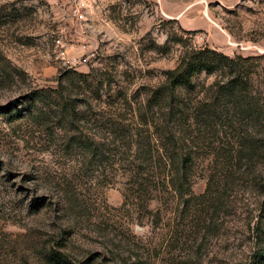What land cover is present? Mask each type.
Masks as SVG:
<instances>
[{
	"label": "rangeland",
	"instance_id": "obj_1",
	"mask_svg": "<svg viewBox=\"0 0 264 264\" xmlns=\"http://www.w3.org/2000/svg\"><path fill=\"white\" fill-rule=\"evenodd\" d=\"M202 3L203 15L178 23L142 0H0V264H264V131L238 163L190 164V191L207 197L186 208L161 186L147 213L108 161L111 140H130L106 133L108 107L127 110L112 123L136 121L177 65V39L261 57L252 87H264V0ZM57 38L70 58L94 55L69 67ZM132 135L143 145L146 134ZM82 137L97 143L92 164Z\"/></svg>",
	"mask_w": 264,
	"mask_h": 264
},
{
	"label": "trees",
	"instance_id": "obj_2",
	"mask_svg": "<svg viewBox=\"0 0 264 264\" xmlns=\"http://www.w3.org/2000/svg\"><path fill=\"white\" fill-rule=\"evenodd\" d=\"M174 44L182 47L178 63L162 72V83L147 95V105L135 115L136 121L112 123L113 116L127 111L121 106H109L108 119L103 121L104 130L113 137L118 130L130 134V140L118 134L110 141L117 150L108 151L107 155L112 153L108 161L116 172L129 175L131 197L142 202L147 213L157 187H164L185 208L191 200L207 197V193L195 197L190 191V164L200 157L238 163L246 157L244 152L255 153L264 131V87H252L253 77L260 78L261 57H230L208 46L185 45L182 39ZM135 133L146 134L144 146L132 138ZM230 137L235 139L234 148L240 149L223 153V141ZM76 146L89 163L98 157L93 137H82Z\"/></svg>",
	"mask_w": 264,
	"mask_h": 264
},
{
	"label": "crops",
	"instance_id": "obj_3",
	"mask_svg": "<svg viewBox=\"0 0 264 264\" xmlns=\"http://www.w3.org/2000/svg\"><path fill=\"white\" fill-rule=\"evenodd\" d=\"M147 3H151L155 6L156 12L162 15L178 21V23H190L188 19L191 12H198L204 14L206 11L204 8L203 0H142ZM86 22V21H85Z\"/></svg>",
	"mask_w": 264,
	"mask_h": 264
},
{
	"label": "built area",
	"instance_id": "obj_4",
	"mask_svg": "<svg viewBox=\"0 0 264 264\" xmlns=\"http://www.w3.org/2000/svg\"><path fill=\"white\" fill-rule=\"evenodd\" d=\"M83 5L86 6V0H80ZM73 17L75 18V21L77 23H85V17L80 12L78 8H72L71 10ZM82 34H85V30L82 31ZM85 37V36H83ZM55 48L57 49V58L63 61L66 65L69 67H74L77 64H80L81 62H85L89 58H91L94 54L93 51H83L82 55L80 57H71L68 55L67 49L64 47V44L61 39L57 38L54 41ZM82 49H86V45H82Z\"/></svg>",
	"mask_w": 264,
	"mask_h": 264
}]
</instances>
